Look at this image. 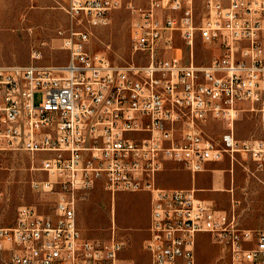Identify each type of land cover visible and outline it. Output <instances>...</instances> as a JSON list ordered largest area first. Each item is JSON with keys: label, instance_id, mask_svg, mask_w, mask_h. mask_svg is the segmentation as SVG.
<instances>
[{"label": "built area", "instance_id": "1", "mask_svg": "<svg viewBox=\"0 0 264 264\" xmlns=\"http://www.w3.org/2000/svg\"><path fill=\"white\" fill-rule=\"evenodd\" d=\"M53 1L71 22L58 31L66 62L38 64L36 47L31 63L0 64V151L41 155L47 179L31 186L57 194L54 215L22 204L12 225H0L7 264H136L122 256L127 240L116 234L114 218L109 238L82 235L77 203L97 186L112 198L149 192L147 264H197L201 233L230 264H264V227L242 226L194 186L157 183L171 161L191 175L226 155L231 164L240 157L264 170V138L235 131L243 111L264 121V0H204L200 18L196 0ZM122 6L131 14L135 75L128 60L112 62L89 47L92 28ZM198 37L218 48L207 64L194 62ZM177 39L186 57L174 53ZM215 120L227 127L217 137L206 132Z\"/></svg>", "mask_w": 264, "mask_h": 264}, {"label": "rangeland", "instance_id": "2", "mask_svg": "<svg viewBox=\"0 0 264 264\" xmlns=\"http://www.w3.org/2000/svg\"><path fill=\"white\" fill-rule=\"evenodd\" d=\"M204 11V0H196L198 18ZM130 16L125 6L113 11L106 25L92 28L89 47L106 53L112 62L124 63L132 58ZM70 23L67 13L53 0H0V64L31 63V50L36 47L42 50V58L36 63H65L67 51L60 48L58 31H67ZM74 28L81 27L75 25ZM217 52L215 44H205L198 37L194 62L207 64ZM174 53L187 56L186 45L180 39L175 43ZM40 99L41 94L37 93L35 101ZM226 130L220 120L206 128L214 137ZM235 131L238 137L264 138V121L255 111H243ZM41 159V155L31 156L21 150L0 151V225H12L22 204H33L41 212L55 214L57 194L31 186L32 180L47 179V173L39 168ZM238 160L231 165L226 155L223 160L210 163L209 169L196 175L195 188L210 191L201 192V196H210L217 207L234 213L242 226L263 228L264 170L258 169L252 160L240 157ZM192 182L191 173L178 162H168L157 175V183L162 187L186 188L191 187ZM150 205L147 191H119L112 198L108 191L97 186L78 200L77 223L84 237L107 239L112 234L114 218L116 234L127 240L122 256L126 261L147 264L148 254L142 243L148 233ZM8 256L7 251H0V264H7ZM197 264H230V260L208 233H201L197 242Z\"/></svg>", "mask_w": 264, "mask_h": 264}, {"label": "crops", "instance_id": "3", "mask_svg": "<svg viewBox=\"0 0 264 264\" xmlns=\"http://www.w3.org/2000/svg\"><path fill=\"white\" fill-rule=\"evenodd\" d=\"M238 120V119H237ZM237 122V121H236ZM212 125V124H211ZM214 162H219V161H209L208 163H207V165H206V169L205 170H207V169H209V164L210 163H214ZM231 165H234V164H231ZM230 170H232V167L230 168ZM261 170V169H260ZM199 173V172H198ZM198 173H196L195 175H192V186H194L195 187V179H196V175L198 174ZM191 186V187H192ZM187 188V187H186ZM196 190H197V195L199 196V197H201V198H205V199H211V200H213L214 201V199L213 198H209L210 196H207V195H205V194H202V195H205V196H207V197H202L201 196V192L202 193H204V192H210V191H203L204 189H202V188H200V187H197L196 188ZM212 190V189H211ZM231 190V189H230ZM232 191V190H231ZM212 192V191H211ZM234 201V200H233ZM215 202V201H214ZM219 208V207H218ZM220 209H222V210H227V209H224V208H220ZM147 236H148V233H147ZM146 236V237H147ZM145 237V238H146ZM144 238V239H145Z\"/></svg>", "mask_w": 264, "mask_h": 264}, {"label": "bare ground", "instance_id": "4", "mask_svg": "<svg viewBox=\"0 0 264 264\" xmlns=\"http://www.w3.org/2000/svg\"><path fill=\"white\" fill-rule=\"evenodd\" d=\"M128 65H132V68H128V75H135V70H140V63H138L137 57L130 58Z\"/></svg>", "mask_w": 264, "mask_h": 264}]
</instances>
